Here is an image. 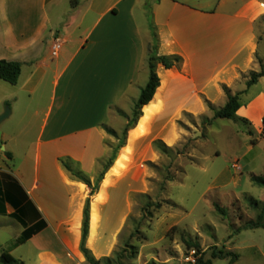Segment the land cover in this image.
<instances>
[{
  "label": "crops",
  "instance_id": "1",
  "mask_svg": "<svg viewBox=\"0 0 264 264\" xmlns=\"http://www.w3.org/2000/svg\"><path fill=\"white\" fill-rule=\"evenodd\" d=\"M139 18L145 21L146 36L141 35ZM124 19L137 42H120L127 35L112 30ZM86 20L87 27L74 36ZM153 34L157 56H178L182 61L171 69L156 65L159 86L146 105L156 109L144 134L134 141V153L139 144L153 139L169 149L177 146L185 134L173 122L209 115L210 105L221 108L227 101L225 88L231 95H243L259 86L246 105L240 102L236 115L264 128V77L245 86L249 73L260 70L259 61L264 64V0H0V61L21 64L15 86L2 81L14 90L0 97V116L7 105L11 108L10 102L16 106L22 94L40 97L48 84V103L37 115L35 141L25 146L0 138V162H9L10 168H0V252L23 264H85L79 240L81 199L87 188L61 162H71L93 179L109 150L104 120L110 109L99 119L86 113L90 121L77 125L69 108L75 101L103 99L107 109L126 98L137 100L149 78ZM56 43L59 48L53 55ZM12 113L13 108L4 120ZM142 114L141 109L140 118ZM137 124L128 131L90 205ZM118 178L110 177L104 189L107 200ZM107 206L108 201L97 205L98 231ZM117 207L115 202L111 212ZM13 213L19 220L11 218ZM40 220L45 227L25 240V226ZM91 251L96 256V248Z\"/></svg>",
  "mask_w": 264,
  "mask_h": 264
},
{
  "label": "rangeland",
  "instance_id": "2",
  "mask_svg": "<svg viewBox=\"0 0 264 264\" xmlns=\"http://www.w3.org/2000/svg\"><path fill=\"white\" fill-rule=\"evenodd\" d=\"M138 23L141 35L146 36L145 21L139 18ZM82 25L74 31V36L82 33L88 20ZM112 30L127 35V39H120V42L138 40L125 19L115 23ZM47 85L42 88L40 97L22 94L16 106L10 102L11 108L9 105L5 107L9 111L13 108V113L0 123V138H12L13 142L25 146L35 141L40 123L37 115L48 103ZM240 88L245 89L244 85ZM258 89L259 86L247 94L238 93L241 104L246 105ZM9 90L14 89L0 81V97L8 95ZM75 102L69 110L77 116V125L90 121L85 118L86 113H94L99 119L110 109L104 120L108 125L105 128L115 135L108 134V153L98 162L90 187L84 184L87 191L81 199L80 252L87 211L88 226L83 243L92 259L95 261L97 258L95 262L98 264H195V252L186 251L183 240H191L200 246L204 262L264 264V188L250 182L251 175L264 178L262 125H255L240 115L231 120L215 119L207 124L205 121L213 117L210 110L209 115L198 119L187 117L172 123L185 134L174 148L163 152V142L153 139L139 144L134 153L132 145L140 134H144L156 109L153 106L142 107L143 114L136 131L129 135L126 147L90 205L93 197L90 191L98 190V177L103 172L104 163L113 157L115 160L120 146L126 142L128 132L124 135L123 131L132 117L136 100L126 98L121 104L107 109L103 99L96 103ZM161 129L168 130L167 127ZM19 163L14 162L15 166ZM4 166L10 169L9 162H0V168ZM111 176L119 178L107 200L104 189L111 184ZM105 201H108V206L101 212L98 231L97 205ZM115 202L118 207L112 213L111 207ZM216 205L225 211V216L219 214ZM250 222L262 227L249 226ZM172 227L176 229L168 233ZM89 237L90 242L94 239L92 246ZM91 247L96 248V256ZM219 252L227 256L222 259L212 257L213 253ZM228 254L237 257L232 261ZM85 264L89 263L85 261Z\"/></svg>",
  "mask_w": 264,
  "mask_h": 264
},
{
  "label": "trees",
  "instance_id": "3",
  "mask_svg": "<svg viewBox=\"0 0 264 264\" xmlns=\"http://www.w3.org/2000/svg\"><path fill=\"white\" fill-rule=\"evenodd\" d=\"M153 43L154 44L152 47L154 48L157 45V39H156L154 34H153ZM153 48L151 50V53L149 55V59L147 62L148 71H149V78H148L146 85L140 90L139 96L135 102V105H134V108L132 111V117L130 119H128V122L124 128V131H123L124 135H126L128 130H130L131 128H133L135 126L136 122L138 121V119L141 116L142 107L148 105L151 102L153 95L155 94V91H156L157 87L159 86V78H158V76L156 74V70H155L156 65L159 64L164 69H171L173 67H179L181 64L182 59L180 57H178V56H157L155 54V52H153V50H154ZM259 66H260V70L258 72H250L249 73L248 80L246 82L247 88L256 84L259 78L264 77V64L261 61H259ZM20 70H21V64L20 63L7 62L5 60H1L0 61V80L9 84V85L15 86L17 84V81H18V78L20 75ZM224 92L227 96V101H226L225 105L221 108H215V107L209 106L210 110L213 112V117L211 120H206L205 123L209 124L212 120H215V119L231 120V119L235 118L236 112L241 107L240 100H239V94L237 93L235 95H231L229 90L226 88L224 89ZM105 131L107 134L115 136L111 130H108L107 128H105ZM251 144H253V143H251ZM123 145H121L120 147H123ZM167 150L168 149L165 147L162 148L163 152H166ZM113 160H114V157L110 158V160H108V162L104 163L103 172L98 177L99 182L102 180L103 175L107 171V169L112 165ZM61 164L78 181H80L83 184L90 187L91 183H90L89 178L87 176H85L81 171H79L76 167H74L71 162L62 161ZM2 175L5 178L10 179L17 187L16 182L9 175H6V174H2ZM250 182L257 187L264 188V178L263 177L251 175L250 176ZM95 190H97V189L95 188ZM95 190L91 189V191H90L91 196H93L95 194ZM8 198L10 199V195ZM11 203L13 205L18 204V202L16 203V202H14V200L11 201ZM215 207L221 216L226 215L225 211L222 208H220L218 205H216ZM11 218H13L15 220L16 219L19 220V218H17V215L15 213H13L11 215ZM248 224H249V226H252L254 228L262 227L259 224H252V222H250ZM45 225H46L45 222L43 220H40L30 227L25 226V228L22 232V237L25 240L30 239L34 234L41 231L45 227ZM87 226H88L87 211H85V217H84L83 227H82V243H81L80 249H81V252L83 253L86 261L89 264H98V262H95L92 259V257L89 255V252L84 247L83 242H84V239L86 238ZM175 229H176L175 227H172L168 233H171ZM183 245H184L186 251H194L195 252L194 256L197 258L195 264H211L210 261H206V262L203 261V259H202L203 252H202V250L198 244L192 242L191 240H183ZM229 255L231 256L232 261H234L237 257L236 255H233V254H228V256ZM226 256H227V254H222L221 252L212 254V257L217 258V259H222ZM0 264H23V263L21 261L15 259V258H13L11 255H9L7 253L0 252Z\"/></svg>",
  "mask_w": 264,
  "mask_h": 264
},
{
  "label": "water",
  "instance_id": "4",
  "mask_svg": "<svg viewBox=\"0 0 264 264\" xmlns=\"http://www.w3.org/2000/svg\"><path fill=\"white\" fill-rule=\"evenodd\" d=\"M9 114H10V111H9L8 108H6V109L4 110V112H3V114L0 116V123H1L4 119H6V118L9 116Z\"/></svg>",
  "mask_w": 264,
  "mask_h": 264
},
{
  "label": "built area",
  "instance_id": "5",
  "mask_svg": "<svg viewBox=\"0 0 264 264\" xmlns=\"http://www.w3.org/2000/svg\"><path fill=\"white\" fill-rule=\"evenodd\" d=\"M58 48H59V44L56 43L55 46L53 47V55H56Z\"/></svg>",
  "mask_w": 264,
  "mask_h": 264
}]
</instances>
